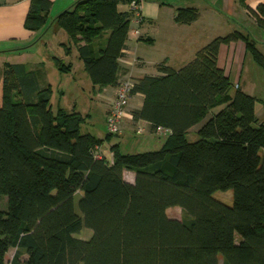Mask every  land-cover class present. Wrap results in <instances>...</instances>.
<instances>
[{
  "label": "trees",
  "instance_id": "obj_1",
  "mask_svg": "<svg viewBox=\"0 0 264 264\" xmlns=\"http://www.w3.org/2000/svg\"><path fill=\"white\" fill-rule=\"evenodd\" d=\"M132 2L140 4L78 0L54 20L68 38L60 46L64 55L75 52L94 94L123 81L118 60L134 17ZM51 7L49 0H30L24 28L43 34ZM248 12L264 31V2ZM196 19L195 10L176 12L179 24ZM238 41L264 71L256 42L235 31L212 40L178 71L161 62L158 75L130 80V97L143 98L132 121L147 123L153 136L159 128L169 134L155 151L123 154L111 146V160L93 151L113 134H81L86 117L52 109L43 72L4 64L0 264L11 249L10 264H219V257L222 264H264V119L257 116L264 101L234 88L217 65L220 47ZM52 60L59 72L71 70L61 58ZM195 127L196 140L189 142ZM227 190L231 206L212 198ZM175 207L181 220L167 217ZM83 228L92 233L87 241L73 237Z\"/></svg>",
  "mask_w": 264,
  "mask_h": 264
},
{
  "label": "crops",
  "instance_id": "obj_2",
  "mask_svg": "<svg viewBox=\"0 0 264 264\" xmlns=\"http://www.w3.org/2000/svg\"><path fill=\"white\" fill-rule=\"evenodd\" d=\"M49 1L52 2V7L48 14L47 29L43 34H35L24 28V20L29 9L30 0H0V67L6 63L23 64L30 71L36 70L31 65V61H29L30 63L28 61L26 64L24 63V60L28 59L25 56H30L29 53L32 48L41 45L49 50L51 44L53 47L54 45L60 47L68 43L67 36L56 27L54 20L61 12L70 8L78 0ZM263 2L264 0H140L142 21L139 26L131 22L126 47L118 60L119 66L124 72L120 75L119 81L124 79L135 81L145 75H158L155 66L161 62H165L169 68L178 71L191 62L196 53L212 40L227 36L225 34H231L235 31L249 34L256 42L257 49L260 52L261 50L264 51V31L257 26L248 12V8L254 9ZM118 9L128 11L129 7L128 5H119ZM180 9L195 10L197 19L190 24L177 23L175 21L176 12ZM135 30H138V35L135 34ZM45 38L50 41V45H46V41L43 44ZM59 49L61 51L59 58L65 63L71 64V70L68 73L75 74L80 69L75 52L72 51L73 60H70V56L64 55L61 47ZM262 54L264 55V52ZM53 57L52 55L51 59L47 58L46 63L49 60L53 63ZM251 59L243 42L238 41L220 47L217 65L232 83L237 81V85L242 92L255 97V86L249 83L250 79L246 78L243 83L241 82L245 71L249 75V68L246 70L245 64L249 63ZM38 64L39 66L45 65L41 62ZM27 65L31 68H28ZM86 81L87 84L90 83V87L94 92L96 88L92 86L89 79ZM109 93L115 94V89L106 87L96 94L105 108L104 116L107 113V103H104L100 97L104 94L107 96ZM257 99L264 101L261 98ZM142 103L143 98L141 96L130 97L126 117L122 122L124 133L121 137H119L120 135L116 136L119 142H105L101 148L103 154L109 160L112 159L111 146L118 145L120 152L123 153L124 141L128 136L133 135L132 130L134 129L141 128L143 131L142 134H138L139 138L134 136L137 139H140V137L154 138L149 133L147 123H134L132 121L131 113L139 110ZM57 107L61 106L57 105ZM71 111H75V108L73 107ZM82 116L87 119L89 115ZM257 116L261 120L264 119V110L261 106L258 108ZM197 130L198 127H195L189 133H195ZM93 136L100 138L97 135ZM138 142L139 140H137ZM124 147L127 148L126 145Z\"/></svg>",
  "mask_w": 264,
  "mask_h": 264
},
{
  "label": "rangeland",
  "instance_id": "obj_3",
  "mask_svg": "<svg viewBox=\"0 0 264 264\" xmlns=\"http://www.w3.org/2000/svg\"><path fill=\"white\" fill-rule=\"evenodd\" d=\"M63 32V31H62ZM63 34H65L63 32ZM228 35V34H225ZM50 36V35H49ZM48 36V37H49ZM66 36V34H65ZM60 39V38H59ZM47 42L46 45H50V41H48L47 38L44 39V42ZM52 47V48H51ZM60 47H57L52 44L49 46V50L47 48H44L41 45H37L34 48H32V51L29 53V57L25 56V58H28L27 60H24V63L31 61V65L35 67L36 70H40L44 73L45 77L44 81L47 82L49 88H50V99L52 104V109L55 110L57 105L61 106L64 110L70 112L72 108H75V111L81 113L82 115H89L85 122L80 127V133H91L93 135H97L100 138H105L107 136V130H106V124H105V108L103 107V104L100 102L99 98L96 94L92 91V88L90 87V83H86L88 80L87 75L83 69V65L80 61L79 62V70L73 74L69 73H62L59 72L55 67L53 66V63L49 60L48 63H46L49 58L51 59V56L59 57L61 51H59ZM264 52L261 50V53ZM70 60H73V53H70ZM48 58V59H47ZM39 62L45 63L44 66H39ZM30 63V62H29ZM3 65L0 67V76L2 73ZM28 68H31L29 65H27ZM246 70L249 68V75H247L246 71L242 75V83L247 78L250 79L249 83L255 86L254 89V95L257 98H261L264 100V71L260 69L251 59L249 63L245 64ZM79 80V81H78ZM248 81V80H247ZM90 82V81H89ZM233 85L237 86V81L233 83ZM235 88V87H234ZM106 94V93H105ZM102 95L100 99L107 103V111L109 108V103L114 97V93H109V95L105 96ZM109 97V98H107ZM109 101V102H108ZM129 104V103H128ZM219 108H216L213 110V112H217ZM261 119V118H260ZM123 122V120H122ZM137 129L132 130L131 136H128L126 138V141H124L122 152L123 154H139V153H145L148 151H155L160 149V147L165 142V139H157V138H150V137H140V139H137L135 137H138V134H136ZM124 133L122 125H121V132L118 135H113L110 139V143H117L119 140L116 138V136L121 137ZM142 134V133H141ZM140 135V134H139ZM135 136V137H134ZM137 140L139 142L137 143ZM144 140V141H143ZM187 140L189 142H193L196 140V135L194 132L187 134ZM127 146L125 148L124 146ZM100 148V147H99ZM102 148V147H101ZM130 172H125L123 177L126 181L132 180ZM212 198L216 201H219L223 203L224 205L231 206L232 205V191H218L215 192L212 195ZM79 197L78 195L74 199V210L75 213L79 214L78 207H77V201ZM6 209V198H1L0 200V210ZM167 217L174 220H181L183 218V212L180 208H170L166 212ZM92 233L91 231L83 228L79 233L75 234L73 237L87 241L90 239ZM236 241L238 242L239 237L235 236ZM15 254V250L11 249L7 255H6V264H10L13 256ZM26 257L22 256L20 258V261H23ZM219 264H222V258L219 257Z\"/></svg>",
  "mask_w": 264,
  "mask_h": 264
},
{
  "label": "built area",
  "instance_id": "obj_4",
  "mask_svg": "<svg viewBox=\"0 0 264 264\" xmlns=\"http://www.w3.org/2000/svg\"><path fill=\"white\" fill-rule=\"evenodd\" d=\"M131 10L134 12V17L131 20L132 24L139 26L142 21L140 14V4L132 2L130 5ZM136 35L139 34L138 30L134 31ZM132 88V82L127 79L123 80L116 88L113 99L109 103V108L105 116L106 130L109 134L118 135L121 132L122 120L126 117V110L130 100V90ZM235 88L237 86L235 85ZM137 134L143 133L141 128H137ZM168 132L165 129L159 128L154 135L157 139H165L168 136ZM93 153L95 157L102 158L103 152L99 147H95Z\"/></svg>",
  "mask_w": 264,
  "mask_h": 264
}]
</instances>
